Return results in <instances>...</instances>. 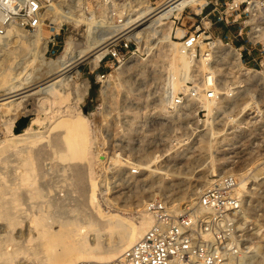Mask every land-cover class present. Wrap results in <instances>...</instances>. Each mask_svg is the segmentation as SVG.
<instances>
[{
    "label": "rangeland",
    "instance_id": "obj_1",
    "mask_svg": "<svg viewBox=\"0 0 264 264\" xmlns=\"http://www.w3.org/2000/svg\"><path fill=\"white\" fill-rule=\"evenodd\" d=\"M168 1L39 0L41 22L38 28L28 23L22 11L14 14L0 7V97L14 84H33L55 71L56 60L67 41H71L70 48L82 50L99 32L122 28L148 5L159 9ZM206 1L198 3L200 8L197 4H187L176 13L178 17L174 14L158 27L157 35L135 39L126 34L111 42L105 58L95 67L87 59L81 62L78 71L71 72L73 78L51 94L57 102L49 99L38 103L40 95L34 94L18 99L19 105L9 103L1 107L8 99L0 100V186L3 183L8 189L1 186L0 190L5 188L7 193L0 191V202L11 201L15 189L25 194L18 206L22 209L19 217L22 222L10 230L15 242L10 243L13 236L9 234L12 237L8 243L4 239L8 232L1 231L7 242L6 245L3 241L2 246L8 254H2L3 248L0 252L6 256L4 259L13 257L14 264L43 263L38 240L30 239L36 235L28 225L29 214L42 205L41 209H54L55 214L62 209L86 208L88 200L83 198L89 199L86 196L91 193V185L95 187L96 203L135 223L141 214H152L150 203L179 208L197 202L220 175L226 173L237 178V184L232 187L239 200L238 215L234 219L239 252L237 264H264V169L259 167L264 154L249 155L251 159L247 161L254 164L252 169L236 170L228 167L237 154L223 151L227 142L224 131L235 123L236 129L240 124L246 125L243 121L248 114L254 117L249 119L250 128L257 131L260 126L264 131V67L256 65L259 76L252 81L245 79L257 73L243 68L240 59L237 61L234 55L225 53L223 48L230 42L226 37L222 42L220 36L226 27L215 22L217 13L206 17L213 6L201 14ZM231 1L226 0L222 7ZM261 16L264 20V11ZM143 27L146 24L137 31ZM235 28V23L229 25L227 35L232 36ZM248 30L249 27L245 31ZM23 33L39 34V38L35 42L27 41L18 36ZM190 35L194 40L183 48L180 56L177 54L180 46L173 43L185 41ZM46 40L47 48L42 54ZM253 66L254 63L249 65ZM102 69L104 72L98 74L97 70ZM210 76L212 79L207 81ZM85 81L88 82L86 94ZM246 83H250L248 89L244 87ZM212 97L214 108L210 111L204 99ZM244 116L246 119L239 123ZM24 120L25 124L15 132L17 124ZM76 120L86 127L91 141L88 157L83 161L74 159L82 163V170L77 168H81L78 163L74 166L77 161L70 162L61 154L62 143L56 142L62 130L59 132L60 127L55 125L68 130L69 124ZM8 124L14 126V132L7 131ZM69 134L73 136V132ZM256 141L264 146V132ZM32 145L36 151L42 149L37 152L42 153L35 164V180L32 178L42 197L34 199L20 185L19 177L23 154L29 149L27 146ZM75 167L83 171V175L87 173V176L82 175V184L76 180ZM80 185L89 194L83 193ZM0 224L6 226L5 221ZM93 231L89 232L91 237L95 234ZM106 234L102 236L104 244L119 241L116 235L112 240Z\"/></svg>",
    "mask_w": 264,
    "mask_h": 264
},
{
    "label": "bare ground",
    "instance_id": "obj_2",
    "mask_svg": "<svg viewBox=\"0 0 264 264\" xmlns=\"http://www.w3.org/2000/svg\"><path fill=\"white\" fill-rule=\"evenodd\" d=\"M189 3L197 4V5H198V3L203 4V0H169L168 2L164 3L161 6V8H159V9L153 8L152 6L148 5L143 10V12L139 13L138 16L133 18L131 21L127 22L124 27L122 26V28H117L115 30L99 32L96 35L97 38H95V40L92 43H90L86 48H84V49L82 48V50H76V49L70 48L69 46H71V41H67V46H65L62 55L59 56L56 60L57 62L55 64L57 66L55 68V71L51 72L50 74L48 73L45 77H43L42 79L38 80L37 82H35L33 84H28V85H24V83L14 84L7 93L1 95L0 100L8 99L7 102H4L1 104L2 105L1 107H3V105L5 107V104L8 105L9 103H15V104L19 105V101L16 102L18 99H21L22 97L25 98L26 96L31 95V94H34L35 96L40 95V97L37 96V97H39V99H37V100L39 101L38 103H41V104L45 103L49 99H51V101L57 102L58 99H55V98L53 99V96L51 94L54 95L57 92L58 88H60L61 86H64L69 80H71L73 78V74L71 72L73 70L78 71L77 67L81 62H83L84 60L87 59L91 62L92 66L95 67L96 65L99 64L102 57L107 52L108 45L111 42L122 37L123 35L130 34L131 37H133L135 39L147 37L150 34L155 35L158 32V30H157L158 27L161 26L167 18L171 17L174 14L176 15V13L182 11L183 8ZM198 7H199V5H198ZM67 18H69V17H67ZM40 22H41V13L39 12L38 13V20L35 24L37 26V28L40 26ZM143 24H146V27H143L142 29L137 31L138 27H140ZM21 31H22V29H21ZM225 31H223V35L225 34ZM18 36L25 38V40L27 39V41L31 40L32 42L37 41L39 38V34L29 35L27 33L26 34L23 33V34H19ZM165 38L168 39L169 34L165 35ZM193 39H194L193 35H190L185 41L174 42L173 44H175V46L178 43V45L180 47H182V48H180L178 46L179 48H178L177 54H179L181 56L183 54V48H185V47H187V45L191 44ZM21 40H22V38H21ZM27 41H25V42H27ZM47 42H48V40H46L44 42V45L42 46V49H41L42 54L45 52V50L47 48ZM219 42H220V40H219ZM222 47H220V48H222ZM223 50L225 51L226 54L228 53V54L234 55L235 59L237 61L240 59L241 66L243 68L247 69L246 67L243 66L242 59L239 58L240 52L238 49H236L234 46L229 45L226 48H223ZM247 70H250V69H247ZM251 71L253 72V70H251ZM254 72H256V71H254ZM207 79H206L207 81H210L212 79V77L210 76V78L208 77ZM35 88H37V89L35 90ZM87 90H88V82L85 81L84 82V93L85 94L87 93ZM60 97H62V96H60ZM212 98L204 99V100H206V105H207L209 110L210 109L213 110V108H214L213 107L214 97H212ZM250 109L251 108L247 109L246 111H248ZM69 125H70V128L67 130L64 126H60V125L56 124L55 125L56 127L61 128V129L57 128V129H59V132L61 130L62 131L60 132V134H59V132H57L59 134V135H57L58 136L57 141L55 139H53V140H54V142L59 141L60 143H62V145L60 143H57V145L60 144L61 146H63V147H60V148H63V150L61 149V151H62L61 154L65 155L69 160H71L70 162H72L74 159H78V160L80 159L83 161L84 158L88 157L87 155L89 154V149H90L91 141H90L88 131H87L86 127L79 122V120L71 122ZM6 129L8 132H14L13 131L14 126L10 127L9 124H8ZM69 132L70 133L73 132V136H71V134H69ZM52 138H54V137H52ZM51 143H53V142H51ZM47 145H45V146H47ZM54 145H52V146H54ZM27 147H29V149L27 150V148H26V151L25 150H24L25 152L23 151L24 154H23V157L21 159L22 171H19V173H20L19 174L20 185H23L24 188L27 189V190H25V192L30 194L29 195L30 198L34 199V198H38L41 195L39 186L37 187L36 185H34L32 178H33V173L35 171V164L38 162V160H37L38 155H40L42 153V152H40V154H39L37 152L41 151L42 149L38 151V148H37V151H36L35 149H33L34 148L33 145L27 146ZM49 147H50V145H49ZM46 150L48 151V147L46 148ZM49 150H51V149H49ZM54 150H56V149L54 148ZM57 150H59V149L57 148ZM57 150H56V152H58ZM49 153H50V151L48 152V154ZM42 156L44 157L43 154H42ZM40 160H41V158H40ZM78 160H74V161H77L74 164V166H76V164L80 161V160L79 161ZM88 160H89V158H88ZM80 163H78V165H80ZM81 165H82V163H81ZM77 168L79 170L80 169L82 170L84 167L82 168V166H81V168H80L77 166ZM78 169H77V171H75L77 173L75 175V177H76L77 182L81 183V182H83V179H84L83 177L87 176V173H86V175H83L84 172L79 171ZM15 171H16V169H15ZM84 171H85V169H84ZM81 172H83V173H81ZM82 175H83V177H82ZM87 181H88V179H87ZM35 184H36V182H35ZM85 185H86V179H85ZM1 186L5 187L6 185L2 183ZM1 186H0V188H1ZM83 186H84V184H83ZM83 186H81L82 189L79 188V189H81V191L83 190ZM5 188H3V190H5ZM85 188H88V186H85ZM3 190H0L1 193L3 192ZM7 190H5L4 192L7 193ZM10 190H13V188ZM85 190L86 189L83 190L84 191L83 193H85L87 191V190L86 191ZM81 191H79L80 194H82ZM89 191H91L90 194H89V192L88 193L86 192L87 194H89L88 196H86V197H89V199L85 198L84 195L82 194V196L84 197L83 199L84 200L87 199L88 201L85 202L86 208H83L81 210L80 209H73V210L62 209V212L60 211L61 213H58V211H57L58 214H55L54 212H56V211H54V209L53 210L52 209L51 210H43V209H41L43 207L42 204H41L42 207H40V209H39V206L36 204L38 206L37 207L38 210H36L34 212L32 211L33 213L29 214L30 216H29V221H28L29 224L28 225L32 229V232L35 233L34 235H36V237H35V236H33V234H31L33 237H31L30 239L31 240H33V239L38 240V243L43 250V256L41 257V258H43V261H42L43 263H41V264H76L82 260H93V261H99V262H109L111 260H115L120 256V254L122 253V251L124 249H126L127 247L132 245L134 242H136L145 233V231L151 226V224L153 222V215L152 214L145 212V213L141 214L140 219L137 222L130 223L127 220H125L121 215H119L117 212L116 213L113 212V210L111 208L104 207V206L95 202L96 194H95V187L93 185H91V187L89 188ZM11 192L12 191H10L9 194ZM12 193L13 194H12L11 201L6 200L5 202L4 201L0 202V223H1V221H3V222L5 221L6 226L11 227V228L7 227L9 229L8 230L7 228H5L6 227L4 225L5 223L3 225L0 224V252L3 250L2 254H4V255L7 252H5V250L3 248L4 246H2L5 243V240H3V237H2V235L4 233L1 234V231H6V234L8 232V235L4 234V236H6V237H4V239H6V241H8V243H9V238L13 236V234H11L12 231H10V230L12 229V227L15 229L16 226L19 225L20 222H22V220H21L22 218L21 219L19 218L21 216L20 210H22V209H20L18 206L20 205V200L22 198H24L25 194L18 192L17 189H15L14 192H12ZM29 196H28V199H29ZM40 197H42V195ZM2 198H4V196ZM81 201H82V198H81ZM47 206H49V205H47ZM18 208H19V210H18ZM37 208H35V209H37ZM15 209H17V210H15ZM26 210H28V209H26ZM59 210H61V208ZM23 213H26V212H23ZM91 230L92 231L94 230L93 232H95V234L93 233L92 237H91V235H89V232ZM104 233H107L106 235H109L110 237H112L113 235H116L118 237L117 239L119 241H117L115 243L110 241V243L104 244V242L102 240V238H103L102 236L104 235ZM9 234H11L12 236H10ZM13 238H14V236L11 238L10 243L15 242V240L14 241L12 240ZM107 238H109V237H107ZM112 240H113V237H112ZM3 241H4V243H3ZM17 241H19V240H17ZM108 242H109V240H108ZM5 244L7 245V242ZM13 245L14 244H12V246ZM6 250H7V248H6ZM41 253H42V251H41ZM38 254H40V252ZM16 255H17V253L15 254V256ZM9 256H11L10 253H9ZM12 256H13V254H12ZM1 257L3 258L6 256L2 255V256H0V258ZM5 259H6V261H5ZM5 259L0 261V262H2V264H14V263H12V260H14L13 257L11 258L12 260H10V258L9 259L5 258ZM7 259L10 261H8Z\"/></svg>",
    "mask_w": 264,
    "mask_h": 264
},
{
    "label": "built area",
    "instance_id": "obj_3",
    "mask_svg": "<svg viewBox=\"0 0 264 264\" xmlns=\"http://www.w3.org/2000/svg\"><path fill=\"white\" fill-rule=\"evenodd\" d=\"M225 1L207 0L204 6L212 4L213 7L206 17L214 12L218 14L215 22L226 27L225 34L220 36L221 41L224 37L228 38L230 43L226 45L239 50L243 66L257 72L252 77L244 75L245 79L252 81L259 76L256 65L264 67V20H261L264 0H241L237 3L232 0L222 7ZM244 2L245 6L241 7ZM0 7L14 14L22 11L30 24H36L41 9L39 0H0ZM233 23L236 28L232 36H228L229 25ZM247 27L249 30L245 31ZM258 44L262 47H257ZM251 63H254L253 67H249ZM249 84L244 87L248 89ZM176 102L181 100L176 99ZM251 118L254 117L248 114L247 119L244 116L240 121L236 120L240 123L246 119L243 121L247 122L246 125L240 124L236 129L235 123L224 131L227 142L223 151L237 154L228 168L252 169L254 164L247 161L251 159L249 155L255 152L264 154V146L256 141L262 138L264 131L260 126L257 131L251 129ZM259 162V167L264 169V158L261 157ZM235 184L237 178L225 173L197 202L192 201L179 208L150 203L148 206L153 215L151 226L117 259L110 262L85 260L76 264H237L239 252L234 219L238 215L239 200L232 191Z\"/></svg>",
    "mask_w": 264,
    "mask_h": 264
},
{
    "label": "crops",
    "instance_id": "obj_4",
    "mask_svg": "<svg viewBox=\"0 0 264 264\" xmlns=\"http://www.w3.org/2000/svg\"><path fill=\"white\" fill-rule=\"evenodd\" d=\"M209 7H212V5H210V6H209V5L202 6V7H201V14H202V13H207V11L209 10ZM99 66H100V65H99ZM99 66H98V67H99ZM102 71H103V69H102V70H97V73L101 75V73L104 72V71H103V72H102ZM92 72H94V71H92Z\"/></svg>",
    "mask_w": 264,
    "mask_h": 264
},
{
    "label": "water",
    "instance_id": "obj_5",
    "mask_svg": "<svg viewBox=\"0 0 264 264\" xmlns=\"http://www.w3.org/2000/svg\"><path fill=\"white\" fill-rule=\"evenodd\" d=\"M25 122H26V121L24 120V121H21L20 123H18V124H17V127L15 128V132H18L19 129L21 128V126L25 124Z\"/></svg>",
    "mask_w": 264,
    "mask_h": 264
}]
</instances>
